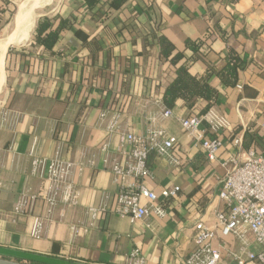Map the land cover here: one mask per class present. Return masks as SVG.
<instances>
[{
  "label": "crops",
  "instance_id": "obj_1",
  "mask_svg": "<svg viewBox=\"0 0 264 264\" xmlns=\"http://www.w3.org/2000/svg\"><path fill=\"white\" fill-rule=\"evenodd\" d=\"M9 1L15 9L13 25L17 7ZM56 12L68 15L66 0H57L39 17ZM76 14L77 20L62 32L52 52L34 43L37 16L31 37L5 51L0 89V247L72 264H124L127 253L138 247L146 264H185L194 248L195 222L212 226L215 213L226 209L218 198L219 180L225 174L219 159L235 151L232 138L240 135L244 149L263 142L264 0H128L120 9L102 2L91 12ZM159 36L179 51H185L188 39L204 43L205 53L189 64L194 75L205 74L209 66L216 71L224 68L229 54L237 56L241 68L234 86H224L215 74L210 78L218 90L210 108L229 125L215 134L203 124L207 138L217 135L222 141L217 161L208 162L179 123L182 117L201 113L206 101L198 100L188 110L176 100L171 117L158 119L178 138L173 153L180 163L172 166L166 157L149 154L150 173L144 183L166 213L132 224L115 213L117 188L102 165L100 146L108 143L114 152L119 135L104 128L106 121L101 123L99 114L113 102L122 104L121 126L141 134L148 118L161 112L162 93L176 69L159 58L155 43ZM58 150L66 160L93 159L94 165L73 174L79 189L77 206L59 202L44 221L40 238L34 239L29 220L46 216L45 200L40 197L28 203L14 219L13 205L22 193L40 191L33 158H50ZM173 186L179 188L174 197L160 195ZM102 203L105 211L91 226L86 211ZM71 225L77 226L75 233ZM224 240L229 247L238 245L233 237ZM220 264H234L225 249Z\"/></svg>",
  "mask_w": 264,
  "mask_h": 264
},
{
  "label": "built area",
  "instance_id": "obj_2",
  "mask_svg": "<svg viewBox=\"0 0 264 264\" xmlns=\"http://www.w3.org/2000/svg\"><path fill=\"white\" fill-rule=\"evenodd\" d=\"M123 111L116 104L114 109H104L99 114L100 122L106 121L104 128L109 133L119 135L114 152L108 143L100 146L101 162L111 172L117 188L115 213L127 217L129 222L134 224L151 214L160 217L165 215V209L156 202V193L144 183L150 173L147 159L149 154L154 152L166 157L172 166H178L180 160L173 150L179 140L157 123L158 119L171 117L172 109L162 106L160 113L148 118L147 129L141 134L121 126ZM179 123L186 135L203 149L208 162L218 160L223 147L222 141L217 135L207 138L203 124L208 125L209 129L217 134L229 127L223 116L209 108L204 114L191 113L182 117ZM262 128L264 129V124ZM261 135L262 145H252L247 149H244L242 137L235 135L231 140L235 151L219 159L225 167V174L219 180L218 198L224 201L226 209L215 213L212 226L201 220L195 222L194 248L184 259L185 264H220L224 249L234 264H264V134ZM93 165V159L84 163L66 160L59 150L50 158L34 157L32 168L33 173L41 178L40 191L35 194L22 193L13 205L12 219L24 213L28 203L43 198L47 206L46 216L32 217L29 220L30 236L39 239L44 221L50 219L59 202L66 206H77L79 189L72 179L73 174L76 170L82 171L86 166ZM178 189V186L165 188L160 195L163 198L174 197ZM105 208L103 203L97 207H88L86 212L91 226ZM70 230L75 233L77 226L71 225ZM227 237L236 239L238 245L227 246L224 240ZM253 245H257L258 249L253 250ZM124 261V264H146L138 247L131 249Z\"/></svg>",
  "mask_w": 264,
  "mask_h": 264
},
{
  "label": "trees",
  "instance_id": "obj_3",
  "mask_svg": "<svg viewBox=\"0 0 264 264\" xmlns=\"http://www.w3.org/2000/svg\"><path fill=\"white\" fill-rule=\"evenodd\" d=\"M128 0H66L70 12L66 16H62L59 12L53 16H40L37 19L34 34V43L42 47L48 52H52L55 45L59 43L63 31H68L73 23L77 20L78 11L91 12L95 7L101 5L102 2L108 3V8L120 9ZM15 9L10 7L9 0H0V29L14 14ZM7 14V15H6ZM143 37L144 46H147ZM158 48V56L161 60L171 63L175 66V77L166 87L161 96L162 105L170 108L176 100H181L188 110L194 108V104L198 100L207 102L206 107L201 113L204 114L209 110L214 100L218 96V90L211 86L210 78L213 74L217 75L224 86H234L238 82V70L241 68L238 64L237 56L229 54L224 68L216 71L211 66L203 75H194L189 70V64L196 59L202 57L205 48L203 42L199 40H189L185 43V51H191L189 55L185 51H179L175 48L172 42L168 41L164 36H159L155 39ZM115 101V100H114ZM115 102L111 103L110 109H114ZM121 110H124L122 104L119 105ZM257 140V137H254ZM4 258L22 261L20 258H13L4 255ZM48 260L29 259V264H72L62 260H55L51 257Z\"/></svg>",
  "mask_w": 264,
  "mask_h": 264
},
{
  "label": "bare ground",
  "instance_id": "obj_4",
  "mask_svg": "<svg viewBox=\"0 0 264 264\" xmlns=\"http://www.w3.org/2000/svg\"><path fill=\"white\" fill-rule=\"evenodd\" d=\"M45 0H28L23 3H17L16 15L19 22L16 23L4 39L0 40V89L4 83V57L5 51L11 45L22 43L31 37L30 33L35 26V14L37 13L35 3H41ZM25 26V27H24ZM10 32V31H9ZM7 34V33H6Z\"/></svg>",
  "mask_w": 264,
  "mask_h": 264
},
{
  "label": "water",
  "instance_id": "obj_5",
  "mask_svg": "<svg viewBox=\"0 0 264 264\" xmlns=\"http://www.w3.org/2000/svg\"><path fill=\"white\" fill-rule=\"evenodd\" d=\"M25 27V26H24ZM4 255H8L10 257H13V258H20L22 259V261H16L14 259H7V258H4L3 256ZM29 259H36V260H48L49 258L45 257L44 255H35V254H32V253H29V252H26V251H17V250H14V249H10V248H6V247H3L1 248L0 247V264H29L27 262V260Z\"/></svg>",
  "mask_w": 264,
  "mask_h": 264
},
{
  "label": "rangeland",
  "instance_id": "obj_6",
  "mask_svg": "<svg viewBox=\"0 0 264 264\" xmlns=\"http://www.w3.org/2000/svg\"><path fill=\"white\" fill-rule=\"evenodd\" d=\"M26 1H28V0H13V2L15 3V5H16V7H17V3H23V2H26ZM51 1L52 0H45V1H41V3H35V8H36V11H37V13H36V16L39 18V15L40 14H43V13H46V12H48L49 11V9L50 8H52L53 7V5L56 3V1L57 0H54V2L51 4V6H49V7H44V6H46V5H48V4H50L51 3ZM44 7V8H43ZM41 8V9H40ZM13 18V17H12ZM11 18V20L9 21H7V22H5V24L1 27V29H0V40H2V39H4L6 36H7V34H8V32L12 29V27L14 26V25H16V23H18L19 22V19H18V17H17V15L15 14V17H14V24L12 25V21H13V19ZM9 22V23H8ZM7 33V34H6Z\"/></svg>",
  "mask_w": 264,
  "mask_h": 264
}]
</instances>
